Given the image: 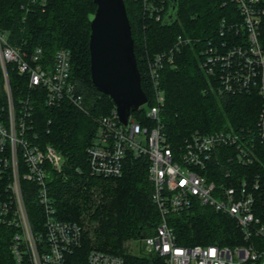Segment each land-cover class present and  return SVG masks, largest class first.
I'll use <instances>...</instances> for the list:
<instances>
[{"label": "built area", "instance_id": "2783aa9c", "mask_svg": "<svg viewBox=\"0 0 264 264\" xmlns=\"http://www.w3.org/2000/svg\"><path fill=\"white\" fill-rule=\"evenodd\" d=\"M136 1L142 4L150 19L164 20L167 0ZM226 2L235 5L242 20L221 21L220 40H208L201 52L203 68L208 76L218 80V93L256 92L262 98L256 127L247 132L233 129L211 134L196 132L179 152L171 147L162 118L165 99L161 71L167 65L176 66V56L183 46L199 41L178 36L168 50L147 62L154 103L149 105L147 100L137 112H142L152 125L143 124L133 113L124 124L114 108L110 115L98 118L96 136L87 149L91 174L95 177H121L130 154L147 158L149 179L153 183L151 199L160 212L161 222L154 235L135 243L150 256L162 259L164 264H264V250L253 245L233 250L215 245L181 246L168 223L169 215L198 204L229 215L246 239L264 236V225L255 213L259 177H238L227 169L224 178L232 180V185L227 186L225 182H218L212 169L222 165V157L226 165H253L258 159V147L264 149V49L261 44L264 7L262 0ZM33 5L44 8L46 0H27L21 7L28 12ZM43 60L41 47L26 57L10 43L8 33L0 31V73L6 100L5 104L0 102V225L14 230L11 248L17 264H81L77 252L84 244V228L78 222L59 218L49 184V167L61 170L65 159L51 145L41 146L36 142L31 97L20 99L17 105L9 81L8 66L12 65L19 74L28 76L31 88L45 89L42 95L47 106H60L67 100L87 112L83 95L71 81L70 52L58 50L51 65H45ZM230 148L232 151H228ZM25 183L34 185L42 211L41 222L35 223L30 216L27 195L32 189H27ZM85 264L125 262L118 255L92 249L87 253Z\"/></svg>", "mask_w": 264, "mask_h": 264}, {"label": "trees", "instance_id": "16d2710c", "mask_svg": "<svg viewBox=\"0 0 264 264\" xmlns=\"http://www.w3.org/2000/svg\"><path fill=\"white\" fill-rule=\"evenodd\" d=\"M27 0H0V31L7 32L10 43L26 57L36 48L44 52L43 63L51 65L55 53L65 49L71 55V81L84 97L87 112L77 109L69 101L60 106H47L45 89L31 88L27 75L8 66L9 81L14 99L31 97L32 126L37 143L51 145L65 159L61 170L49 167V184L61 220L87 221L84 244L77 256L85 264L92 249L118 255L125 264H164L142 249L139 254L124 250L130 240L152 236L161 222V215L151 199L153 183L149 179L147 158L127 156L123 174L118 178L95 177L91 174L87 149L98 129V118L110 115L116 108L111 97L98 91L92 84L89 40L90 18L96 11L93 0H46L43 7L21 6ZM134 40L141 86L149 105L154 103L152 87L147 78V62L168 50L178 36L193 41L182 47L176 56V66H165L160 84L164 92L162 118L171 147L179 152L194 133L250 131L256 127L262 98L256 93L220 94L217 79L208 76L201 54L207 41L220 40L219 27L223 19L229 23L241 17L234 4L226 0H178L175 18L170 24L150 19L136 0H124ZM169 1L167 0V3ZM226 2V3H225ZM30 6V5H29ZM264 7V0H262ZM169 9V6L167 7ZM240 31V36L242 35ZM231 35V33L227 34ZM264 49V18L261 28ZM4 80L0 73V102L5 104ZM143 124L152 125L142 112H134ZM228 151H232L231 148ZM253 165L236 166L223 163L212 168L219 183L232 185L224 178L229 169L235 176L259 177L255 213L264 225V149L258 147ZM212 176V175H211ZM27 206L35 223L42 221L33 184L25 183ZM176 241L181 246H218L235 249L251 246L264 250V236L246 239L236 221L212 207L194 205L189 210L168 216ZM85 231V230H84ZM14 230L0 225V264H17L12 253Z\"/></svg>", "mask_w": 264, "mask_h": 264}, {"label": "water", "instance_id": "95a60500", "mask_svg": "<svg viewBox=\"0 0 264 264\" xmlns=\"http://www.w3.org/2000/svg\"><path fill=\"white\" fill-rule=\"evenodd\" d=\"M97 8L90 18L89 49L92 84L111 97L119 120L127 123L131 113L147 102L141 86L134 40L124 0H93ZM163 23L175 18L178 0H168Z\"/></svg>", "mask_w": 264, "mask_h": 264}, {"label": "rangeland", "instance_id": "374dc122", "mask_svg": "<svg viewBox=\"0 0 264 264\" xmlns=\"http://www.w3.org/2000/svg\"><path fill=\"white\" fill-rule=\"evenodd\" d=\"M82 227L84 228L85 232L88 230V225H87V221L82 217ZM124 250L132 253V254H139L142 253L140 252L141 249H139V246L132 240L126 242L124 244Z\"/></svg>", "mask_w": 264, "mask_h": 264}]
</instances>
